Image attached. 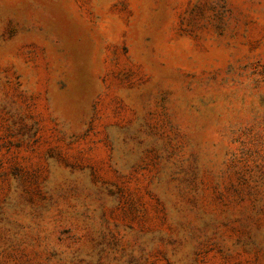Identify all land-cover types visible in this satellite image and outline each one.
Instances as JSON below:
<instances>
[{"label":"rangeland","instance_id":"rangeland-1","mask_svg":"<svg viewBox=\"0 0 264 264\" xmlns=\"http://www.w3.org/2000/svg\"><path fill=\"white\" fill-rule=\"evenodd\" d=\"M0 264H264V0H0Z\"/></svg>","mask_w":264,"mask_h":264}]
</instances>
